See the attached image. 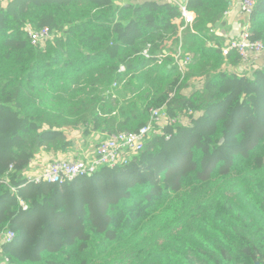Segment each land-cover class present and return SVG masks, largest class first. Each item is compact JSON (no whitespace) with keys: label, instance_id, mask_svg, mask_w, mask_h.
I'll return each instance as SVG.
<instances>
[{"label":"trees","instance_id":"trees-1","mask_svg":"<svg viewBox=\"0 0 264 264\" xmlns=\"http://www.w3.org/2000/svg\"><path fill=\"white\" fill-rule=\"evenodd\" d=\"M230 2L187 3L196 22L182 32V50L190 70L207 73L202 90L180 95L172 58L147 71L136 58L125 89L137 96L120 109L104 97L119 63L145 38L176 45L184 25L176 6L0 5V234H15L1 245L0 264H264V68L221 71L224 62L240 65L235 52L223 56L226 41L213 33ZM27 24L50 28L54 40L32 45ZM250 37L264 43V0ZM58 102L75 112L92 106L85 133L90 126L108 135L137 131L164 105L189 124L167 125L127 163L72 183L35 184L22 178L35 156L72 145L58 128Z\"/></svg>","mask_w":264,"mask_h":264},{"label":"built area","instance_id":"built-area-1","mask_svg":"<svg viewBox=\"0 0 264 264\" xmlns=\"http://www.w3.org/2000/svg\"><path fill=\"white\" fill-rule=\"evenodd\" d=\"M11 0H0L6 6ZM137 0H128V3L123 0H117L116 7L127 6L134 4ZM189 0H166L176 6L181 14L183 27L179 32V40L176 44V50L169 51L165 46L168 42L162 43L159 40L152 41L150 38L146 40L144 47L141 49L138 46L133 52L125 53L122 62L119 63L117 76L114 82L109 86L104 97L106 101L111 100L114 104H118V109L127 106L128 102L134 100L137 94L125 88L133 81L134 73H129L127 65L133 59H142L147 66L144 71L153 67L162 66L167 58H172V66L177 67L181 74L187 70V67L192 62V57L184 54L182 50V32L186 28H192L196 22V15L188 6ZM257 0H240L237 5H232L225 13L228 16L234 11V7H238L240 12L247 17L252 16L256 7ZM235 7V9H236ZM250 23L247 22L243 31L239 36L228 39L222 46L221 51L224 57L235 52L239 59L242 70L245 72L251 70L252 63L264 55V43L262 41H253L250 37ZM24 31L29 35L31 43L34 46L44 45L46 42L53 41L55 32L48 27L36 29L32 24H27ZM167 36V35H166ZM113 45V43H111ZM210 47H215V43H209ZM126 50V49H125ZM252 64V65H251ZM241 70V71H242ZM121 89L118 95L114 94V90ZM133 95L132 98H130ZM175 94H171L170 98H174ZM119 99V100H118ZM117 100V102L115 101ZM181 115L171 118L168 113V106L164 105L160 108H153L149 111L148 121L145 126L133 132H117L115 134L106 135L96 146L93 154L80 159H56L48 164L41 165L39 162H31L29 168L23 172L26 180L35 184H58L72 183L76 179L95 174L102 167H115L117 165L127 163L133 156L141 152L150 138L157 132L163 130L164 127L170 124L180 123ZM170 138V136H168ZM12 170V168H11ZM8 182L7 176L4 177ZM15 192V189L12 190ZM15 239V234L12 231L0 234V247L5 243H11Z\"/></svg>","mask_w":264,"mask_h":264},{"label":"rangeland","instance_id":"rangeland-1","mask_svg":"<svg viewBox=\"0 0 264 264\" xmlns=\"http://www.w3.org/2000/svg\"><path fill=\"white\" fill-rule=\"evenodd\" d=\"M117 1V0H115ZM124 2L128 3V0H123ZM145 1H151V0H137L134 2V5H141L143 4ZM166 0H162V2H165ZM259 0H257L258 3ZM235 4L237 3V0H234ZM256 3V4H257ZM1 6H6L4 3L0 2ZM241 13V12H240ZM239 13V14H240ZM242 14V13H241ZM225 15V14H224ZM224 17V16H223ZM146 40L140 41L139 42V48H143ZM168 42V44L165 46V48H167L169 51H174L176 50V45L172 44V42L170 40L166 41ZM194 66V63H191L188 67L187 70L184 72V74H181V89H180V95L182 97H192L193 95H195V93L197 91L202 90L203 86H204V82H205V78H206V72L205 75L199 70V69H192L190 70V68ZM253 67V65H252ZM221 71L227 72L232 74L233 72H236L235 70L231 69L229 67V64L227 62H224V64L221 66ZM190 70V71H189ZM244 71L242 70L241 72H237V73H243ZM181 73V72H180ZM215 72H211L210 75H214ZM121 92V89H116L114 90V94L118 95ZM133 95L130 97L132 98ZM119 100V99H118ZM117 102V100H115ZM59 107L57 108L56 114L55 116L58 117L56 119L57 124H58V128L64 130L66 138L68 140H70V143L72 144L70 146V149H68V151H70L72 154H77V151L79 149V145H81L84 140H86L87 143H90L91 141L98 143L100 141L101 138H97L92 140L91 137H89V131L87 133H85V130H87V124L88 121L93 117V114H91L90 110L92 109V106H86L83 105L82 109H80V111L75 112L74 108H69L68 106L64 105L63 106V102L60 103L58 102ZM180 113L178 112V115ZM182 117L181 120V124L187 125L188 120L186 116H183L182 114H180ZM111 119V120H109ZM118 119L117 116H112V117H103L100 121L102 123L101 128L105 127V124L109 121H116ZM104 121V122H103ZM80 142V143H79ZM86 143V145H87ZM80 159V158H78Z\"/></svg>","mask_w":264,"mask_h":264},{"label":"crops","instance_id":"crops-1","mask_svg":"<svg viewBox=\"0 0 264 264\" xmlns=\"http://www.w3.org/2000/svg\"><path fill=\"white\" fill-rule=\"evenodd\" d=\"M151 1L163 3L162 0H151ZM239 1L240 0H237V3ZM115 3H117V1H115ZM237 3L235 4L234 0H231L230 5H229L230 6L229 9L231 8L232 5L233 6L237 5ZM235 7H234V11H232V13L228 16L224 15L222 20L213 29V33L219 37L224 38L225 41H227L228 39L239 36L240 33L243 31V28L247 22H249L250 26H251V17L252 16L247 17L244 14H241L239 8L236 7V9H235ZM252 64H253V67H251V70L245 71L248 74H251V72L254 69L264 68V55H262L258 60H256ZM229 67L236 71L233 73L241 72V70H242L241 65L232 66L229 64ZM245 72H243V73H245ZM115 115H113V116H115ZM88 131H89L88 132L89 137H91L92 140L97 139V138H101V137L103 139L107 135L106 133H102L100 131L94 130L93 126L88 127ZM102 139H100V141ZM86 143H87L86 140H84V142L81 145H79V149L77 151V154H72L68 150L67 151L46 150V151H41L39 154H37L32 161L33 162H39L41 165H44V164H48V163H50L56 159L85 158V157H88L89 155L93 154L95 146L98 144V143H95L94 141L87 143V145H86ZM23 176H24V174L22 173V178H23Z\"/></svg>","mask_w":264,"mask_h":264},{"label":"water","instance_id":"water-1","mask_svg":"<svg viewBox=\"0 0 264 264\" xmlns=\"http://www.w3.org/2000/svg\"><path fill=\"white\" fill-rule=\"evenodd\" d=\"M256 264H260V263H256Z\"/></svg>","mask_w":264,"mask_h":264}]
</instances>
